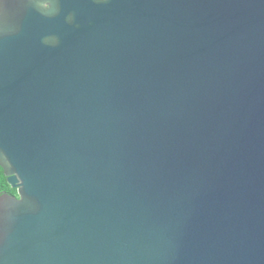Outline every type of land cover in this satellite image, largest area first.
<instances>
[{
  "label": "water",
  "instance_id": "water-1",
  "mask_svg": "<svg viewBox=\"0 0 264 264\" xmlns=\"http://www.w3.org/2000/svg\"><path fill=\"white\" fill-rule=\"evenodd\" d=\"M0 264H264V0H5Z\"/></svg>",
  "mask_w": 264,
  "mask_h": 264
},
{
  "label": "trees",
  "instance_id": "trees-1",
  "mask_svg": "<svg viewBox=\"0 0 264 264\" xmlns=\"http://www.w3.org/2000/svg\"><path fill=\"white\" fill-rule=\"evenodd\" d=\"M3 193L17 195V190L10 186L7 181V176L5 175L4 170L0 166V195Z\"/></svg>",
  "mask_w": 264,
  "mask_h": 264
},
{
  "label": "snow or ice",
  "instance_id": "snow-or-ice-1",
  "mask_svg": "<svg viewBox=\"0 0 264 264\" xmlns=\"http://www.w3.org/2000/svg\"><path fill=\"white\" fill-rule=\"evenodd\" d=\"M4 5H5V0H0V17L3 16V13H4Z\"/></svg>",
  "mask_w": 264,
  "mask_h": 264
}]
</instances>
